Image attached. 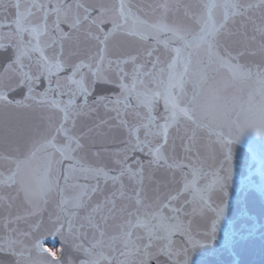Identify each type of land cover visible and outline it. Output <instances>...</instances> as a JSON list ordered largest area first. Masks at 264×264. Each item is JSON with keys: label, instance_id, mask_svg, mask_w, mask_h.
<instances>
[{"label": "snow or ice", "instance_id": "obj_1", "mask_svg": "<svg viewBox=\"0 0 264 264\" xmlns=\"http://www.w3.org/2000/svg\"><path fill=\"white\" fill-rule=\"evenodd\" d=\"M0 264H264V0H0Z\"/></svg>", "mask_w": 264, "mask_h": 264}]
</instances>
